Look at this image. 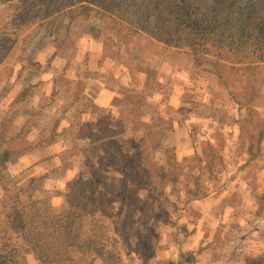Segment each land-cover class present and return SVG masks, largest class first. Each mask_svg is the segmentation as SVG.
<instances>
[{"label":"rangeland","instance_id":"1","mask_svg":"<svg viewBox=\"0 0 264 264\" xmlns=\"http://www.w3.org/2000/svg\"><path fill=\"white\" fill-rule=\"evenodd\" d=\"M43 9L44 5L29 0H0V30L5 32H0V86L5 88L8 83L10 88L0 98V134L16 137L1 143L0 150L20 152L2 173L5 180H0V247L3 241L10 249L17 246L20 254L16 264L45 263L10 229V207L1 184L25 190L24 201L34 191L36 199L47 200L45 208L69 212L80 235H92L96 226L107 236H115L118 244L111 249L119 260L111 264L177 263L178 236L184 246L188 241L197 244L199 235L193 228L204 218L197 214L196 206L204 202L210 190L219 198L222 195L217 198L219 206L227 193L240 194L249 205V212L235 230L264 212V141L257 140L264 126V64H239L225 53L219 58L221 81L203 57L136 35L101 7L93 6L74 24L68 8L44 19ZM211 58L218 59L215 54ZM52 78L56 79L57 98L65 101L58 132H75L77 137L72 142L66 133L60 135V149L50 155L40 149L41 145L36 146L43 141L37 134L15 135L28 118L36 129L38 116H30L43 113L42 100L48 98ZM39 80L46 84L37 85ZM31 84H36L32 94L15 103L10 96H19ZM84 109L89 112L83 117L97 134L84 135L77 129ZM73 121L76 127L72 124L74 129L70 130L68 124ZM194 139L198 149L206 152L204 160L209 158V150L216 155L218 178L211 180L208 168L190 159L186 166L193 169L185 172L186 178L177 187L179 199L149 194L136 167L138 142L143 145L145 167L159 183L157 164L165 152L177 143L183 162L192 156ZM250 147L257 158L247 163L252 158ZM222 151L235 153L233 169L219 162ZM41 161L43 164H38ZM123 172L128 178L125 195L120 189ZM225 178L232 181L226 187ZM196 180L200 195L189 200L193 198L190 192L197 190ZM240 180L251 188L244 191L237 185ZM172 186L166 182L165 189ZM247 193L253 201H247ZM123 196L126 203L121 208ZM175 200L180 201L178 213L170 203ZM118 211L120 216L109 215ZM181 214L186 216L178 217ZM236 234L231 229L222 236L230 243ZM54 243L45 238L34 244L37 250L48 252ZM255 247L254 253L246 249L239 255L241 260L236 264H264V239ZM102 260L93 249L84 253L73 249L69 261L62 264H107Z\"/></svg>","mask_w":264,"mask_h":264},{"label":"trees","instance_id":"2","mask_svg":"<svg viewBox=\"0 0 264 264\" xmlns=\"http://www.w3.org/2000/svg\"><path fill=\"white\" fill-rule=\"evenodd\" d=\"M33 3H40L44 5L42 18H48L52 15L68 8L71 18V23L74 24L78 18H82L84 14L91 10L93 6L101 7L110 16L119 19L121 23L127 25V27L136 35L146 36L149 39L156 40L159 43L164 44L168 48H176L187 53L193 54L196 57H203L206 64L213 69V72L223 80L220 67L219 58L224 57L225 53H230L239 64H264V0H29ZM2 35L5 32L0 30ZM0 34V38L2 37ZM216 55L218 59L211 58V55ZM1 61V60H0ZM49 80L52 83V89L47 94V99L42 100L43 113H33L30 117L38 116L39 124H36V129H33V123L30 118L25 122V125L21 128L20 133L31 134L35 133L43 141L41 144H37L38 148L41 145L42 151L52 155L54 152H58V137L60 135H66L69 139L76 140L77 135L71 131L58 132V127L61 119L58 120L60 113L62 112L64 99L59 100L56 96V79ZM29 79H25L28 85ZM45 83L44 80H39L36 84ZM36 84H31V88H26L19 96H13L15 103L20 102L23 99H27L32 94L33 88ZM46 84V83H45ZM227 86V84L225 83ZM5 88L0 86V98L5 96L6 92H10L8 83L4 84ZM7 87V88H6ZM228 87V86H227ZM7 89V91L2 90ZM233 96V95H232ZM234 97V96H233ZM12 105V104H11ZM89 112L88 109H84L81 112V122L77 124V129L83 131L84 135L97 134V129L92 128V124L89 120L83 117L82 114ZM80 115L78 117H80ZM74 122V123H73ZM70 126V130L76 127L75 121ZM235 123V122H234ZM75 124L74 127L71 126ZM226 124H221V127H225ZM28 127V128H27ZM27 131V132H26ZM190 131V130H189ZM192 134V131H190ZM10 135V134H9ZM16 138V137H15ZM14 136H7L0 134L1 143L16 140ZM252 141L254 136L252 135ZM259 142L264 141V126L259 132L257 139ZM73 142V141H72ZM76 142V141H75ZM75 147L79 149L76 142ZM136 152L139 163L136 165L140 173V178L145 190L155 196L165 197L166 195L175 196L179 199V188H177L183 181L185 172L191 168L186 166L188 160H194L197 164L198 161L204 164L208 168L210 173V179L215 180L220 175L218 164L215 163L216 155L210 151L209 158L203 159L206 152L198 149V144L195 139L190 147L192 156L186 158L183 162V155L180 156V149L177 147V143L174 144L169 150L165 152L163 160L157 164V168L160 171L161 179L158 183L150 173V170L145 167L144 162V149L141 142H138ZM97 151V150H96ZM18 151L0 150V180H5L6 176L2 173H6L10 162L18 155ZM46 154V155H47ZM251 148L250 155L251 160L257 158V154L254 155ZM255 157V158H253ZM43 159V158H42ZM219 162L225 168H232L236 160V155L233 152L222 151L218 156ZM230 163V164H228ZM38 164H43V161ZM130 166V163H127ZM202 166V165H201ZM244 167V166H241ZM221 168V167H219ZM193 169V168H192ZM190 169V170H192ZM190 172V171H188ZM123 172V182L120 184V189L125 195L126 188V174ZM191 173V172H190ZM239 170H237V175ZM234 174V173H233ZM235 175V174H234ZM236 176V175H235ZM193 177V175H191ZM220 177V176H219ZM186 178V177H185ZM126 179V180H125ZM166 182L169 185H173L169 190L166 188ZM231 180L225 181L223 186H227ZM197 183V180L196 182ZM199 183V182H198ZM197 183V186H198ZM5 194V199L10 207V213H8V223L10 229L19 237H21L22 245L30 247L35 252H38L45 264H62L69 261L70 252L73 249L84 253L93 249L107 264H111L112 261L119 260L115 258V254L111 247L113 244H118V239L115 236H107L104 232L98 231L94 226L92 229V235L88 237L86 235L78 234L73 225V221L69 219L68 213H56L49 208H45L44 204L47 200L36 199V193L32 191L27 200L24 201V191L17 185L7 187L5 184H1ZM200 185V184H199ZM27 190V189H26ZM30 190V188H28ZM200 192L197 187L196 191L190 192L193 194L189 200L196 199L197 194ZM200 195V194H199ZM91 195L88 199H93ZM170 198V197H169ZM167 198V199H169ZM126 201V196L122 197L121 208ZM173 204L174 212H180V201H170ZM120 208V209H121ZM184 210L188 212V210ZM121 211L115 214L109 213L110 216H120ZM186 216L181 214L178 217ZM189 218V216H187ZM176 228L177 222H174ZM38 224V226H37ZM189 223L186 222L188 227ZM115 232H118L119 228H114ZM190 234H192V230ZM17 238V239H18ZM45 238H51L55 241L54 249L45 252L44 250H37L35 242L39 245ZM6 241V238H4ZM264 239V236L260 238ZM259 239V241H261ZM181 235L178 236V256L177 263L172 261L173 264H178L179 261L184 263L195 264L196 256L193 251L184 249ZM8 242H2L0 247V264H16L17 257L20 254V250L17 246L12 247L7 244ZM116 264L115 262H113Z\"/></svg>","mask_w":264,"mask_h":264},{"label":"crops","instance_id":"3","mask_svg":"<svg viewBox=\"0 0 264 264\" xmlns=\"http://www.w3.org/2000/svg\"><path fill=\"white\" fill-rule=\"evenodd\" d=\"M250 151L251 147L248 150V154H250ZM225 181H227V178L224 179V182ZM199 184L200 183H198V188ZM237 185L243 186L244 191L247 188H251V184H248L247 182H244L242 180H240V182H237ZM210 191L207 192L209 196L204 200V202L202 204L200 202V205L196 206L197 214H200L204 218L197 222L198 226H195L193 228L199 235L197 238V244L195 242L193 243L191 241H188L186 242L184 249L190 252L193 251L195 253V264H236V262H239L241 258L239 255H234L233 246H235V242L238 240V238L243 235V230L248 226L249 223L245 224L244 226L241 224L242 226L237 228L238 230H235V227L246 217V213L249 212V210L246 208L249 205L245 204V199H243L242 201V197L240 194L230 196V194L233 193H227V196H225V198L223 197V204L219 206L217 202L219 194H217L216 192L215 194H213L212 191ZM199 194L200 192L198 193V195ZM221 197L222 195H220V198ZM247 197L248 202L253 201L250 193H247ZM206 217H209V219H207ZM231 229H233L234 232L237 233L235 236L236 239H233L230 243L229 241L225 242L222 235L226 232V230ZM262 236H264V234L259 238L252 240L251 246H253V249H248V252H250L249 254L255 252V246ZM178 252L179 250L178 248H176V253ZM226 256L228 259L225 258ZM166 258H168V252ZM246 262L250 264L249 261ZM246 262L243 261L241 264H247ZM170 263L169 261L166 262V264ZM178 264L189 263L179 261Z\"/></svg>","mask_w":264,"mask_h":264},{"label":"built area","instance_id":"4","mask_svg":"<svg viewBox=\"0 0 264 264\" xmlns=\"http://www.w3.org/2000/svg\"><path fill=\"white\" fill-rule=\"evenodd\" d=\"M264 234V212L257 215L243 230V235L238 238L234 246V255H241L246 249H253L252 240Z\"/></svg>","mask_w":264,"mask_h":264}]
</instances>
